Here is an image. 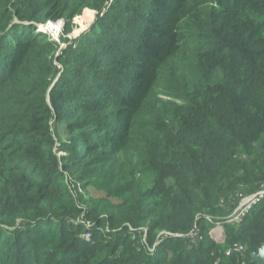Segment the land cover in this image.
Wrapping results in <instances>:
<instances>
[{"label": "trees", "instance_id": "1", "mask_svg": "<svg viewBox=\"0 0 264 264\" xmlns=\"http://www.w3.org/2000/svg\"><path fill=\"white\" fill-rule=\"evenodd\" d=\"M262 187L264 0H0V264H251Z\"/></svg>", "mask_w": 264, "mask_h": 264}, {"label": "rangeland", "instance_id": "2", "mask_svg": "<svg viewBox=\"0 0 264 264\" xmlns=\"http://www.w3.org/2000/svg\"><path fill=\"white\" fill-rule=\"evenodd\" d=\"M96 21V15L92 12H84L81 16L74 19V30L73 33L69 36L72 40L75 38H79L80 36L88 33L90 29L93 27ZM63 22H47L44 26L38 27V32L44 33L49 36L50 40L60 41L63 32ZM61 139H66V135H62ZM95 195V193H92ZM248 202L240 203L232 212L227 215L228 217L233 216L237 211L240 212L241 210L245 209ZM226 216V217H227ZM227 217V218H228ZM226 218V219H227ZM85 239H88L89 236L87 234L84 235ZM220 243V242H219Z\"/></svg>", "mask_w": 264, "mask_h": 264}, {"label": "built area", "instance_id": "3", "mask_svg": "<svg viewBox=\"0 0 264 264\" xmlns=\"http://www.w3.org/2000/svg\"><path fill=\"white\" fill-rule=\"evenodd\" d=\"M264 200V187H262L259 191L253 193L248 197H244L241 199L240 203L248 202L245 209L241 210L240 212H236L233 216L228 217L227 220L222 222H217L214 225V228L211 231V235L215 241H221L224 236V224H231V223H239L242 219L248 214L249 210L256 205H259L260 202ZM87 236H89L87 234ZM241 250V248H239Z\"/></svg>", "mask_w": 264, "mask_h": 264}, {"label": "water", "instance_id": "4", "mask_svg": "<svg viewBox=\"0 0 264 264\" xmlns=\"http://www.w3.org/2000/svg\"><path fill=\"white\" fill-rule=\"evenodd\" d=\"M251 264H264V245H262L257 252L250 254Z\"/></svg>", "mask_w": 264, "mask_h": 264}, {"label": "clouds", "instance_id": "5", "mask_svg": "<svg viewBox=\"0 0 264 264\" xmlns=\"http://www.w3.org/2000/svg\"><path fill=\"white\" fill-rule=\"evenodd\" d=\"M38 30V29H37Z\"/></svg>", "mask_w": 264, "mask_h": 264}]
</instances>
